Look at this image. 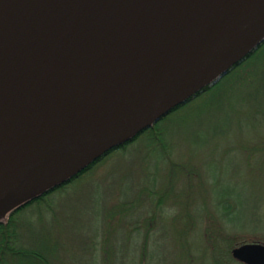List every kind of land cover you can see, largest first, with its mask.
Masks as SVG:
<instances>
[{"label":"water","instance_id":"95a60500","mask_svg":"<svg viewBox=\"0 0 264 264\" xmlns=\"http://www.w3.org/2000/svg\"><path fill=\"white\" fill-rule=\"evenodd\" d=\"M263 42L264 0H0V215L133 140ZM231 255L264 264V243Z\"/></svg>","mask_w":264,"mask_h":264},{"label":"trees","instance_id":"16d2710c","mask_svg":"<svg viewBox=\"0 0 264 264\" xmlns=\"http://www.w3.org/2000/svg\"><path fill=\"white\" fill-rule=\"evenodd\" d=\"M224 76L231 77L228 88L235 90L233 92L225 91L220 96L219 107L221 110L214 111L211 115L207 113L205 117L203 115L209 110L206 112L202 110L197 114V119H190L189 127L186 126L184 132L180 134V140L185 139L187 135L196 141L213 140L228 137L230 131H236L231 138L237 142L247 138L251 139V137L258 140L264 139L262 134L255 132L260 119H264V42ZM216 84L207 87L194 98L202 95ZM185 104L176 107L159 121L166 119L170 114L180 112L181 110L178 109ZM214 114L216 115L213 116ZM173 117H177L179 121H188L182 113ZM159 121L141 132L133 140L112 149L107 155L117 149L125 148L126 145L142 136H146V140L154 148L153 150L168 161L167 172L163 175L165 178H163L161 188L146 186L134 193L126 188V196L121 204L118 203L117 207L109 211L105 210L100 216L98 214V227L99 224L104 227L103 238L101 242L96 241L87 246L86 250L89 249L90 252H84L87 254L84 258V264H166L162 243L157 239V249L150 250L154 247L153 242L150 245V240L153 232L156 233L157 218L165 209L164 205L167 203L175 204V201H179L180 198L174 190L177 182L181 179L186 180L189 196L187 199H190V202H192V198L198 196L202 197L203 200L211 198L212 208L219 213L221 224H216L215 228L210 226L206 233L200 235V237L202 236L201 240H203V253L208 255L206 264H242L232 257V248L245 242L264 243V235H261L257 228L250 230L251 223L247 220L245 205L247 196L244 190L248 184L242 186L245 188L244 190L241 189L240 193L235 186L228 183L214 187L210 194L208 188L205 187L206 183L201 181L203 177H201L202 170L200 167L193 162L172 160L173 147L164 139L163 130L158 125ZM253 129H256L254 131L256 134L252 136ZM248 133L249 135H247ZM258 143L257 141L250 147L235 144L233 148L245 149L246 147V149H250L251 152L248 151L250 154L254 151L255 153L264 152V141ZM104 157L70 181L10 211L6 217H0V264H70V261L74 260V254L69 255L67 236L64 235V230L54 217L55 209L52 210L51 220L42 216L39 224L25 220V212L27 208L33 205L44 203L47 195L62 189L90 170ZM245 162V169L247 168L252 173L250 179L257 180L264 170V165L255 164L249 159ZM253 183L257 185L256 181ZM180 206L181 211L175 219L183 222L184 225L182 229L177 231L175 238H185L192 233L198 234L199 227L196 226L193 229L197 217L207 220L206 218L209 217L212 208L206 206L201 212L196 210L197 212L191 213L186 204ZM185 216L186 220L183 221ZM254 217L252 214V219ZM247 232L249 235H253L249 239L251 241H239L238 237ZM68 257H70L69 262H67Z\"/></svg>","mask_w":264,"mask_h":264},{"label":"rangeland","instance_id":"374dc122","mask_svg":"<svg viewBox=\"0 0 264 264\" xmlns=\"http://www.w3.org/2000/svg\"><path fill=\"white\" fill-rule=\"evenodd\" d=\"M230 81V76H224L218 84L178 109L181 110L178 113H182L188 121H179L177 117H173L178 113H173L159 121L158 125L163 130L164 139L173 147L172 160L193 162L200 167L201 177H203L201 181L206 183L205 187L208 188L210 194L213 188L218 185L230 183L240 193V190L245 188L242 186L248 184L244 192L247 196L245 205L247 220L251 223L250 230L257 228L261 232L260 234L264 235V170L257 180H252L250 179L252 173L244 167L247 159L263 166L264 152L255 153L254 151L250 154V149H246V147L245 149L233 148L235 144L250 147L257 141L261 143L264 139L258 140L251 137L244 141H233L232 138L236 131H230L228 137L207 141H196L188 135L185 139H179L186 126L189 127V120L197 119L199 112L209 110L203 115L205 117L207 113L211 115L214 111L221 110L219 107L220 96L225 91L233 92L235 90L228 88ZM233 126L236 127V125ZM256 129L251 132L252 136L257 132L264 136V119H260ZM153 149L146 140V136H142L126 145L125 148L115 150L62 189L47 195L44 203L27 208L25 220L35 224L40 223L42 216L51 220L52 210L55 209L54 217L64 230V235L67 236L69 255L74 254L73 257H75L73 261H70V264H84V258L87 256L84 252H90L89 249L86 250L87 246L96 241L101 242L103 238L104 227L101 224L98 227V214L100 216L105 210L109 211L117 207L118 203L121 204L128 188L133 193L139 192L146 186L161 188L163 178H165L163 175L167 172L168 161L160 157ZM255 181L257 185L253 183ZM174 191L180 198L181 204L179 201H175V204L164 205L165 209L157 218L156 233L153 232L151 236L150 245L153 242L154 247H151L150 250L157 249L156 241L158 239L163 245L166 264H206L208 255L203 253V240L200 235L206 233L210 226L215 228L216 224H221L219 213L212 208L211 198L203 200L198 196L192 198V202H190V199H187L189 196L185 179L177 182ZM178 204H186L191 213L196 210L201 212L206 206L212 208L207 220L197 217L193 229L196 226L199 227L198 234L192 233L188 236L186 234L185 238H175L177 231L184 225L183 222L175 219L181 211L180 207L183 208ZM10 210L3 212L0 217H6ZM252 214L256 218L252 219ZM185 220L186 216L183 221ZM251 236L253 235H249V232L242 233L238 240L251 241L249 240ZM69 260L70 257L67 258V262Z\"/></svg>","mask_w":264,"mask_h":264},{"label":"bare ground","instance_id":"6f19581e","mask_svg":"<svg viewBox=\"0 0 264 264\" xmlns=\"http://www.w3.org/2000/svg\"><path fill=\"white\" fill-rule=\"evenodd\" d=\"M104 40L106 41L107 38H105ZM101 42H103V41H101ZM11 205H12V203H8L7 205H5V206L3 207V210H8V209L11 207Z\"/></svg>","mask_w":264,"mask_h":264}]
</instances>
